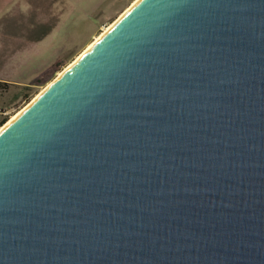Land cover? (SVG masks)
Returning <instances> with one entry per match:
<instances>
[{"label": "water", "instance_id": "95a60500", "mask_svg": "<svg viewBox=\"0 0 264 264\" xmlns=\"http://www.w3.org/2000/svg\"><path fill=\"white\" fill-rule=\"evenodd\" d=\"M0 264H264V0H140L10 122Z\"/></svg>", "mask_w": 264, "mask_h": 264}, {"label": "rangeland", "instance_id": "374dc122", "mask_svg": "<svg viewBox=\"0 0 264 264\" xmlns=\"http://www.w3.org/2000/svg\"><path fill=\"white\" fill-rule=\"evenodd\" d=\"M1 2V1H0ZM133 0L0 3V126L30 102ZM6 121L1 124L2 120Z\"/></svg>", "mask_w": 264, "mask_h": 264}, {"label": "bare ground", "instance_id": "6f19581e", "mask_svg": "<svg viewBox=\"0 0 264 264\" xmlns=\"http://www.w3.org/2000/svg\"><path fill=\"white\" fill-rule=\"evenodd\" d=\"M140 0H133V2L124 10L120 13V15L112 21L110 24H108L102 32H100L93 41H91L86 48L77 56L75 60H73L70 64L65 66L59 74L51 80L46 86L43 87V89L30 101L28 102L23 108H21L18 112L12 115V117L5 122L2 126H0V132L8 125L10 122H12L16 117H18L32 102H34L55 80H57L60 76H62L71 66L74 64L78 58H80L88 49H90L97 41H99L106 33H108Z\"/></svg>", "mask_w": 264, "mask_h": 264}, {"label": "crops", "instance_id": "0c3cea01", "mask_svg": "<svg viewBox=\"0 0 264 264\" xmlns=\"http://www.w3.org/2000/svg\"><path fill=\"white\" fill-rule=\"evenodd\" d=\"M0 1H1L0 3H1L2 6H4V7L10 6L13 2H15V0H0ZM6 12H7V11H5V9L2 10V11L0 12V17H1V15H4Z\"/></svg>", "mask_w": 264, "mask_h": 264}, {"label": "trees", "instance_id": "16d2710c", "mask_svg": "<svg viewBox=\"0 0 264 264\" xmlns=\"http://www.w3.org/2000/svg\"><path fill=\"white\" fill-rule=\"evenodd\" d=\"M9 83L10 82H8V81H5V80L0 79V87H3V86H5V85H7ZM5 121H6V119H3L2 122H1V124H3Z\"/></svg>", "mask_w": 264, "mask_h": 264}]
</instances>
